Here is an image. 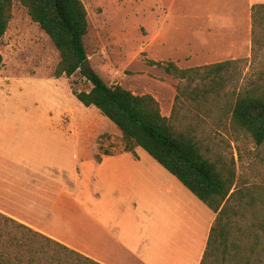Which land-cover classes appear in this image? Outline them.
I'll return each mask as SVG.
<instances>
[{"label": "rangeland", "instance_id": "rangeland-1", "mask_svg": "<svg viewBox=\"0 0 264 264\" xmlns=\"http://www.w3.org/2000/svg\"><path fill=\"white\" fill-rule=\"evenodd\" d=\"M81 1L88 22L83 42L93 72L108 85L118 84L134 94L153 95L161 113L169 116L178 79L150 61L171 60L176 64L174 59L179 56L176 51L180 44L194 40L192 34L178 33L184 14L191 15L186 23L190 28L209 29L210 19L206 22L202 14L216 13V2ZM258 1L264 3V0H227L225 12L232 11L240 17L244 28L247 24L251 27L250 5ZM11 12L0 45L3 57L0 67V170L4 166L9 171L42 173L49 172L46 164L58 163L60 168H70L74 160L76 171L101 170V165L97 167L94 161L96 154L102 158L124 151L120 131L98 109L84 106L72 95V83L76 82L80 89L89 87L79 72L69 78L53 76L59 60L58 50L31 20L19 0H13ZM160 50L162 55L156 56L155 52ZM241 58H247V63L242 75L244 80L239 86L264 79V45L254 56L250 47L249 56ZM216 121H208L209 126L200 132L201 142L209 146L207 155L234 160L236 187L232 190L237 189L235 199L241 201L243 207L246 205L243 217L237 219L252 227L255 219L252 214L258 212L260 215V224L248 233V241L254 244L248 264H264V203H248L251 198L258 199L264 191V143L256 144L246 132L234 130L229 117L218 115ZM135 153L148 155L141 148H136ZM233 204L236 205V201ZM2 215L0 251L8 257L4 264H45L53 243L26 228L17 227ZM14 237L21 240V247L14 246ZM220 257V254L214 256L215 261H220Z\"/></svg>", "mask_w": 264, "mask_h": 264}, {"label": "trees", "instance_id": "trees-1", "mask_svg": "<svg viewBox=\"0 0 264 264\" xmlns=\"http://www.w3.org/2000/svg\"><path fill=\"white\" fill-rule=\"evenodd\" d=\"M19 2L58 50L59 60L53 76L69 78L79 72L89 87L80 89L76 82L72 83V95L84 106L98 109L117 127L124 142L123 150L135 154V147L143 149L216 213L200 264L250 263L254 244L248 241V233L253 226L260 224V215L258 212L252 214L255 218L251 222L252 227L237 219L243 217L246 205L243 207L241 201L235 199L237 189L232 190L236 187L234 160L207 155L205 152L209 151V146L202 143L199 136L209 126L208 121L216 123L217 116L224 115L229 117L234 130L246 132L256 144L264 143V79L258 78L249 86H239L244 80L242 75L247 58L189 68L178 67L171 60L150 61L178 79L171 113L165 116L153 95L134 94L121 85H108L97 73L88 74L81 68L87 57L83 37L88 26L81 0ZM12 3L13 0H0V45L12 16ZM250 18L251 52L254 56L264 45V3L251 5ZM2 63L0 50V67ZM95 160L99 162L101 155L96 154ZM235 201L236 205L233 204ZM248 203L263 204L264 191L258 199L251 198ZM2 217L53 243L45 264H101L12 218ZM12 241L15 247L22 246L18 238L14 237ZM218 254L221 257L217 262L214 256ZM7 259V255L0 251V264Z\"/></svg>", "mask_w": 264, "mask_h": 264}, {"label": "crops", "instance_id": "crops-1", "mask_svg": "<svg viewBox=\"0 0 264 264\" xmlns=\"http://www.w3.org/2000/svg\"><path fill=\"white\" fill-rule=\"evenodd\" d=\"M213 1L217 12L202 14L209 29H192L183 16L178 33L194 40L176 51L181 68L249 56L251 27L225 12L227 0ZM94 161L101 170L76 171L75 160L42 173L1 166L0 212L101 264H200L215 212L149 154Z\"/></svg>", "mask_w": 264, "mask_h": 264}, {"label": "water", "instance_id": "water-1", "mask_svg": "<svg viewBox=\"0 0 264 264\" xmlns=\"http://www.w3.org/2000/svg\"><path fill=\"white\" fill-rule=\"evenodd\" d=\"M81 68L83 70H85L88 74H92L93 73V70H92V68H91V66L89 64V60H88L87 57L82 61Z\"/></svg>", "mask_w": 264, "mask_h": 264}]
</instances>
